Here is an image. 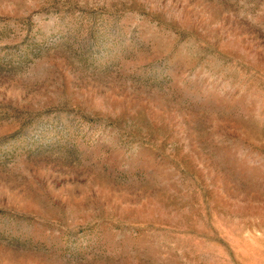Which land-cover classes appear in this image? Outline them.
<instances>
[{
	"label": "rangeland",
	"instance_id": "374dc122",
	"mask_svg": "<svg viewBox=\"0 0 264 264\" xmlns=\"http://www.w3.org/2000/svg\"><path fill=\"white\" fill-rule=\"evenodd\" d=\"M0 264H264V0H0Z\"/></svg>",
	"mask_w": 264,
	"mask_h": 264
}]
</instances>
